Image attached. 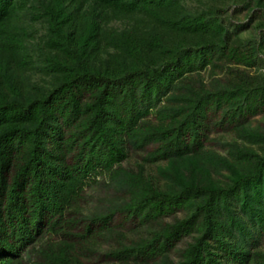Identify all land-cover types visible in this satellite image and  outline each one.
Segmentation results:
<instances>
[{"label": "trees", "instance_id": "obj_1", "mask_svg": "<svg viewBox=\"0 0 264 264\" xmlns=\"http://www.w3.org/2000/svg\"><path fill=\"white\" fill-rule=\"evenodd\" d=\"M187 0H51L34 20L46 33L38 62L17 25L28 0H0V264H22L44 234L60 231L87 185L107 176L124 200L89 219L111 231L115 213L145 223L172 215L149 239L120 244L117 264H264V132L247 121L264 113V78L245 69L253 46L234 39L219 8L191 12ZM132 21L120 30L113 21ZM264 39V32L261 36ZM227 74L209 86L190 74ZM37 71L43 85L21 73ZM222 113L243 142L225 156L204 148L209 115ZM154 148L144 163L200 159L190 176L143 165L126 170L128 151ZM191 237L177 263L168 252ZM50 264H81L67 247Z\"/></svg>", "mask_w": 264, "mask_h": 264}, {"label": "rangeland", "instance_id": "obj_2", "mask_svg": "<svg viewBox=\"0 0 264 264\" xmlns=\"http://www.w3.org/2000/svg\"><path fill=\"white\" fill-rule=\"evenodd\" d=\"M51 0H28L26 11L20 14L17 25L26 32L25 42L30 53L38 62V48L42 45L43 37L46 33V25L43 21L34 20L44 6ZM185 8L191 12L208 11L211 8H219V13L232 37L242 42V44L254 47L257 62L254 67L241 68L251 76L264 78V39L261 37L264 32V0H187L183 3ZM132 21L113 20L108 24V28L115 30L123 29L131 25ZM25 79L43 85V76L37 71H24L21 73ZM192 81L202 82L209 86L213 81L227 79V74L213 67H207L201 72H196L187 76ZM208 140L204 143V148L217 155L225 156L227 145L243 142L236 138L233 128L224 121L222 113L209 115L208 119ZM246 125L252 129L264 132V113L250 118ZM148 146L145 149L128 151V158L122 162L121 166L126 170H137L139 165H143L145 173L153 176L160 184L165 183V171L171 173L175 168L190 176L192 167L197 166L196 176L204 179L201 175V168L208 163L200 159H180L173 163L165 161H155L144 163L143 159L153 149ZM208 166V165H207ZM206 166V167H207ZM212 174V168L208 166ZM216 180L223 181L222 177L212 174ZM124 197L117 190L116 185L107 176H99L95 182L87 185L82 193L67 211L65 218L67 224L62 230L54 233L44 234L36 243L28 247L24 252L22 264H50L44 253L57 251L59 247H67L70 256L81 264H117L108 257L120 244L136 242L140 239H149L154 232H158L165 225L174 223L176 220L184 218L182 211H177L172 215L163 216L145 223H138L128 219L125 213H115L110 221L111 231H99L97 226L92 227V232L85 233L89 219L94 215L107 214L113 207L120 206ZM191 242V237H185L168 252L170 262L177 263L181 260V254L187 243ZM260 250L264 251V240L260 243Z\"/></svg>", "mask_w": 264, "mask_h": 264}]
</instances>
